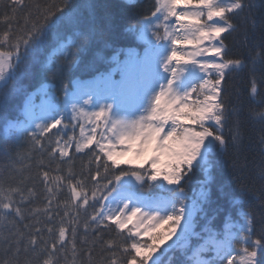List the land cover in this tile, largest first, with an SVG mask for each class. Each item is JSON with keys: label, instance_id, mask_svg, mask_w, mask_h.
<instances>
[{"label": "snow or ice", "instance_id": "1", "mask_svg": "<svg viewBox=\"0 0 264 264\" xmlns=\"http://www.w3.org/2000/svg\"><path fill=\"white\" fill-rule=\"evenodd\" d=\"M0 4V103L8 98L9 81L46 49L61 60L49 56L42 71L60 79L64 92L63 111L55 92L48 91L52 85L44 83L28 94L26 119L13 126L27 135L29 147L23 153L2 149L0 264H172L170 254L177 251L180 264H222L225 259L227 264H264V237L251 239L253 220L247 211H240L239 221L225 217L222 230L204 225L196 231L210 198L211 157L229 143L224 128L235 109L223 85L230 74L251 65L249 96L264 104V48L245 61L230 57L225 44V34L237 30L236 18L243 16L256 27L252 0H154L156 43L150 40L142 52L131 46L114 49L104 60L114 67L87 86L69 78L78 53L97 34L79 4L53 0L37 8L35 18L29 10L19 30L13 28L14 14L26 7L25 0ZM143 23L153 26L151 18ZM162 40L171 47H157ZM72 83L75 92L68 91ZM100 85L103 98L113 103L94 99L92 88ZM37 93L49 107L41 117L34 115ZM69 105L76 124L63 122ZM249 116L264 127V107ZM61 125L78 126L79 136L52 132ZM241 139L237 123L231 142ZM259 143L264 154V135ZM73 152L89 157L79 171ZM194 171L203 179L189 197L183 182ZM193 239L198 243L193 245ZM237 242L244 245L239 261L232 255Z\"/></svg>", "mask_w": 264, "mask_h": 264}, {"label": "trees", "instance_id": "2", "mask_svg": "<svg viewBox=\"0 0 264 264\" xmlns=\"http://www.w3.org/2000/svg\"><path fill=\"white\" fill-rule=\"evenodd\" d=\"M51 2L53 0H25L26 7L14 14L13 28L23 29L25 16L29 10L32 11L35 18L38 16L37 8H42ZM73 2L81 6L84 15L95 24L97 29L92 44L78 53L77 66L69 77L73 81L91 82L101 72H106L110 67H114L112 64L104 63V60L111 57L114 49H127L131 46L142 52L149 47L150 40L156 43L153 36L147 41L141 38L145 18L154 19L151 17V13L154 11V0L133 2L126 0H73ZM252 2L255 7L251 10V17L256 20V27L253 28L251 23L241 16L235 20L238 25L237 30L231 34H225L228 55L241 57L245 61L264 48V0H252ZM3 11L4 6L0 4V13ZM2 27L3 25H0V28ZM166 41L162 40L156 46L159 47ZM177 47L191 49V45L180 44ZM49 56H52L56 61L61 60L60 55L53 56L52 51L46 49L38 56L30 58L29 69L19 72L17 79L9 81L8 87L5 89L9 95L6 102L0 103V164L3 163L2 149L5 146L10 148L13 153L26 152L29 147L28 137L22 132L17 138L7 136L5 133L8 122L25 121L23 108L28 94L44 83L52 85L50 91L55 92L59 99L58 107L63 111L64 92L61 88V80L52 79L50 74L42 71ZM250 69L251 65L242 72L230 74L227 82L223 85L226 96L230 100V109H235V113L224 128V135L229 138L227 149L211 157L214 167L211 169L212 180L208 185L210 198L208 203L203 206L204 211L197 217L196 231L198 232L204 225L218 231L222 230L225 217L230 216L233 221H239V213L244 210L253 220L251 239L264 237V175H261L264 171V154L261 153L259 143L260 136L264 135V127L249 116L251 110L258 111L264 107V104L259 102L260 97L254 101L249 96ZM69 78H66L65 82ZM256 79L257 81L261 79L259 71L256 73ZM73 84L69 85V92L73 91ZM69 122L70 120L64 121L65 124ZM237 123L242 139L238 144H233L231 135ZM52 132H59L65 138L68 136L78 137V128L71 126L65 130L53 129ZM73 156L75 157L76 171H79L82 165L87 164L89 159L85 154H76L75 152H73ZM133 166L135 165H121V167ZM147 167L148 165H145V168ZM202 179L203 174L200 171H194L183 182L185 192L189 197H193L199 191V182ZM196 243L198 241L193 239L192 244ZM243 246L239 242L234 245L235 251L232 255L237 261H239L237 253ZM170 255H172V264H180L183 258L181 252L177 251ZM205 255L210 256L211 253ZM222 264H227V260H223Z\"/></svg>", "mask_w": 264, "mask_h": 264}, {"label": "rangeland", "instance_id": "3", "mask_svg": "<svg viewBox=\"0 0 264 264\" xmlns=\"http://www.w3.org/2000/svg\"><path fill=\"white\" fill-rule=\"evenodd\" d=\"M131 1H134V0H131ZM156 21H155V18L153 19V26H149L147 24H144V26L142 27V31H141V38L144 40V41H147L151 38L152 36V30H153V27L155 25ZM145 28H148L149 30L148 31H144ZM164 46H167V47H171V45L168 43V41L163 44ZM210 59V58H209ZM160 71L162 72L163 70L160 69ZM115 78V77H114ZM97 78H95L93 81H95ZM115 79H119V74L116 75V78ZM88 82V83H81V85H92V82ZM162 82V81H161ZM39 88V87H38ZM37 88V89H38ZM85 91H88V87H85L84 89ZM49 92L50 91V88L48 89ZM76 91V86L75 84H73V91L72 92H75ZM92 91L94 93V99L98 100V103L103 105L105 103H113L112 100L108 99H104L103 97L106 95L105 91H104V88L102 85L100 86H93L92 88ZM43 98H46V97H43ZM85 99L87 98V96L84 97ZM41 99H42V94L41 93H37V95L35 96V104L37 105V107L34 108V115L36 117H41V116H44L46 114L49 113V107L47 104H41ZM97 109L93 108L92 106H88V111H96ZM70 113H71V107L70 105L68 106V110L66 112H63V122L65 120H70L71 121V116H70ZM51 115H55V113H51ZM56 118H61L60 116H56ZM37 122H40L39 120H37ZM85 124H86V130H87V127H89L87 125V121L85 120L84 121ZM16 124H22L21 122L18 123V122H10L7 127H6V134L9 135V136H14V137H18L20 135V132H21V129L18 128V127H15L13 125H16ZM71 124H76L75 121H71ZM34 127V125H33ZM76 128H78V136H79V127L76 126ZM58 129H62V130H65L66 128L63 127V125L59 126ZM31 130V129H30ZM103 129L100 128L98 129V131H102ZM99 138V137H98ZM134 165V164H133ZM159 182V181H158ZM105 204L109 203V201H105L104 202ZM112 207H116V205H112Z\"/></svg>", "mask_w": 264, "mask_h": 264}]
</instances>
